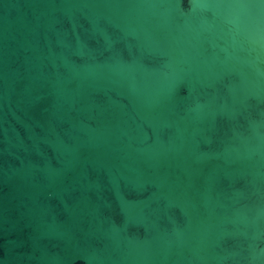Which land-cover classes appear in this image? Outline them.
Listing matches in <instances>:
<instances>
[{
  "label": "water",
  "instance_id": "95a60500",
  "mask_svg": "<svg viewBox=\"0 0 264 264\" xmlns=\"http://www.w3.org/2000/svg\"><path fill=\"white\" fill-rule=\"evenodd\" d=\"M0 264H264V0H0Z\"/></svg>",
  "mask_w": 264,
  "mask_h": 264
}]
</instances>
